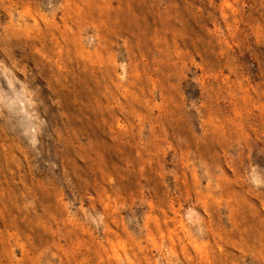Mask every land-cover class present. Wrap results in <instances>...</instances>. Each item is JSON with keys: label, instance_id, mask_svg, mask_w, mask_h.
Here are the masks:
<instances>
[{"label": "rangeland", "instance_id": "1", "mask_svg": "<svg viewBox=\"0 0 264 264\" xmlns=\"http://www.w3.org/2000/svg\"><path fill=\"white\" fill-rule=\"evenodd\" d=\"M0 264H264V0H0Z\"/></svg>", "mask_w": 264, "mask_h": 264}]
</instances>
